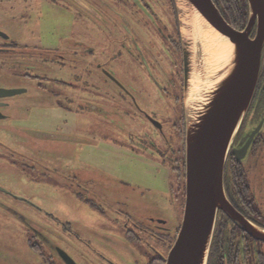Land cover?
I'll use <instances>...</instances> for the list:
<instances>
[{
  "label": "flooded vegetation",
  "instance_id": "flooded-vegetation-1",
  "mask_svg": "<svg viewBox=\"0 0 264 264\" xmlns=\"http://www.w3.org/2000/svg\"><path fill=\"white\" fill-rule=\"evenodd\" d=\"M111 1L113 6L125 10L128 17L105 0H0V88L21 90L12 96H0V135L3 134L0 137V192L19 196V175L25 177L23 182H29L33 179L32 174L38 173L42 176L33 180L73 187L78 199L107 214L104 205L111 206L118 201L109 194L107 178L99 186L87 175L77 177L76 173L59 175L62 181H58L51 173L71 169V166L66 165L62 154L58 155V160L50 161L45 149L35 150L29 142L34 138H50L55 140L54 148L67 144L69 152L79 150V156L89 147L90 152L93 151L89 161L104 170L105 167L97 165L99 157H96L104 158L108 154L106 146L120 151L130 149L123 141L115 143L111 140L113 132H119L129 120H144L160 130L166 141L176 140L171 152L145 138L143 143L169 161L178 186L171 191L177 195L184 214L186 79L175 1ZM213 2L233 28L245 31L249 27L250 0ZM103 5L121 18L124 35L120 34L119 41L126 55L122 53L118 58L112 56L111 47L99 53L88 38L93 39L98 34L99 26L103 34L112 35L113 21H108L100 11ZM261 24L264 26V16H256L250 31L251 39L256 38ZM129 68L132 76L127 73ZM143 75L154 88L155 96L162 99V114L174 119L175 133L171 137L163 131L164 124L151 105L157 98L148 95L143 88L140 90L135 83L144 80ZM85 109L93 114L89 130L82 123ZM256 129L259 130L252 133ZM248 133L253 134L252 138ZM87 157L91 155L87 154ZM224 187L234 209L264 229V51L250 108L228 153ZM12 196L14 198L7 199L18 198ZM128 216L132 227L123 224V229L113 230L126 241L124 255L120 256L103 246L105 239L102 236L97 237L99 247L92 245L88 239H92V229L81 223L77 224L83 228L75 229L76 234L68 239L61 231L44 223L21 217L27 224L28 244L43 264H69L61 251L76 264H166L183 216L172 230L159 216H143L139 221ZM208 264H264V241L252 236L224 210H219Z\"/></svg>",
  "mask_w": 264,
  "mask_h": 264
},
{
  "label": "rangeland",
  "instance_id": "rangeland-1",
  "mask_svg": "<svg viewBox=\"0 0 264 264\" xmlns=\"http://www.w3.org/2000/svg\"><path fill=\"white\" fill-rule=\"evenodd\" d=\"M105 1L113 6L111 0ZM114 6L118 12L128 17L125 10L115 4ZM100 11L108 21L110 19L113 21H110L113 31L112 35L103 34L99 26L98 34L93 39L88 37L89 40L93 42L92 44L97 48L99 53L101 50L111 47L114 53L112 56L117 57L122 53L126 55L125 48L120 42V34L124 35L121 29L122 22L120 16L108 7H104V5L100 6ZM157 12L159 13L160 10L157 9ZM181 29L182 31L184 30L180 26ZM210 31H212L211 35L213 36L209 37L210 41L207 40V45L202 48L195 28L196 70L194 78L197 92H200L205 87L204 85H210L208 76L211 73L216 74L219 70V67L217 68V60L220 59V55L215 54L218 52L215 49L219 50L221 42L215 36L216 32L212 29ZM110 37L113 40H109L108 38ZM127 73L130 76L133 75V72H130V68ZM144 78L140 82H135L137 87L140 90L143 88L148 95H154L155 98L159 97V95L155 96L154 88L146 81V76ZM161 100L158 98L152 100L151 105L158 111L157 117L164 124L163 131L171 137L175 133L172 127L174 119L167 114H162L161 109L164 107V104ZM82 113L83 126L89 130L91 128L90 120L93 117L92 111L85 109ZM0 137L2 138L3 134ZM111 137V140H114L115 143L120 141L125 142V144L129 145L130 149L120 151L115 147L106 146L105 149L108 154L104 155V158L99 155L96 157V159L99 157L97 165L103 169L105 167L106 169L104 170L96 168L94 163L89 161L93 156V151L90 152L89 147L84 149L81 156H79V150L70 153L66 148L67 144H62L61 147L58 145L54 148L53 143L55 140L50 138H34L29 142L35 150L38 148L45 149V155L50 161L54 159L58 160V155L62 154L61 157L65 160L66 165L71 166V169H62L56 174L51 173L56 180L62 181V177L59 175L76 173L77 177L87 175L88 178L94 180L99 186L100 182L107 178L109 182V194L115 196L114 199L118 201L111 204V206L110 204L104 205L103 209H106L107 214H102L99 208H93L78 199L75 195V188L72 189L73 187L68 186L64 188L54 183L48 184L33 180L36 176H42L38 173H33L31 176L33 179H30L29 182H23L25 177L19 175L17 184L19 196L10 192H0V264H43L41 257L28 244L27 224L21 216L32 222H41L49 228L61 231L68 239H71L76 234L74 232L75 229L77 231L78 228H83L77 224L81 223L84 227L92 229L93 240L88 238L92 245L99 247L100 242L97 240V237L102 236L105 239L103 246L112 249L117 256L124 255L123 250L127 246L121 234L113 230L123 229V224L124 227L128 225L132 227L131 221L128 220V215L137 221L143 216L146 218L159 216L166 220L171 230L177 227V221L183 216V209L176 199L177 195H175L174 191H171V188L174 187L176 189L178 187L176 176L171 173L170 163L165 156L160 157L153 149H150L143 143L145 138L153 141L160 149H168L171 152L176 140L172 138L170 142L166 141L160 130L155 129L152 123L144 120L141 122L129 120L125 123L123 129H120L119 132L117 130L114 131ZM130 137H133L131 142ZM83 153L90 154L91 157L88 158L87 154L83 155ZM96 153L94 152V155ZM81 180L84 181L85 179L81 178ZM4 189L9 191L5 187ZM12 195L18 198L7 199L13 197ZM44 212H47V214L44 215ZM119 224H121V227ZM65 228L68 229L65 230ZM163 251L165 252V249ZM88 254L94 257L93 253L88 252ZM138 259L143 261L141 256H138Z\"/></svg>",
  "mask_w": 264,
  "mask_h": 264
},
{
  "label": "water",
  "instance_id": "water-1",
  "mask_svg": "<svg viewBox=\"0 0 264 264\" xmlns=\"http://www.w3.org/2000/svg\"><path fill=\"white\" fill-rule=\"evenodd\" d=\"M250 3V25L245 31H238L226 21L213 0H175L184 29L181 36L186 79V195L182 224L166 264H208L219 210L264 241V229L234 209L224 187L228 153L250 108L263 64L264 26L260 25L255 39L250 38V31L253 19L264 16V0ZM195 13L204 17L221 42L220 51L215 49V54L220 55L219 70L208 76L210 85H204L200 92L194 78ZM20 92L0 88L2 97ZM252 133H248L251 138ZM61 255L69 264H76L63 251Z\"/></svg>",
  "mask_w": 264,
  "mask_h": 264
},
{
  "label": "bare ground",
  "instance_id": "bare-ground-1",
  "mask_svg": "<svg viewBox=\"0 0 264 264\" xmlns=\"http://www.w3.org/2000/svg\"><path fill=\"white\" fill-rule=\"evenodd\" d=\"M193 15L195 21V28L197 30L198 41L200 42L203 48V46L207 45V40L210 41L209 37L213 36L211 35L212 31H210V29L213 30V28L209 25V23L204 19V17L200 13H195Z\"/></svg>",
  "mask_w": 264,
  "mask_h": 264
}]
</instances>
